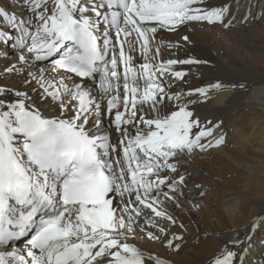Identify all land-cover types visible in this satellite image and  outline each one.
Masks as SVG:
<instances>
[{
	"label": "snow or ice",
	"instance_id": "6c2138e0",
	"mask_svg": "<svg viewBox=\"0 0 264 264\" xmlns=\"http://www.w3.org/2000/svg\"><path fill=\"white\" fill-rule=\"evenodd\" d=\"M235 21L230 0L0 3V264H171L146 246L179 250L208 191L178 157L227 144L197 110L225 84L179 88L212 66L191 37ZM213 235L209 264H264V213Z\"/></svg>",
	"mask_w": 264,
	"mask_h": 264
},
{
	"label": "bare ground",
	"instance_id": "6f19581e",
	"mask_svg": "<svg viewBox=\"0 0 264 264\" xmlns=\"http://www.w3.org/2000/svg\"><path fill=\"white\" fill-rule=\"evenodd\" d=\"M239 1L252 5L253 15L264 9V0H258L259 9L254 8L256 0H230L238 25L234 22L228 30L197 27L191 37L194 46L190 54L209 59L212 66H193L188 85L180 84L179 88L210 84L216 79L225 84L223 89L211 91L197 110L202 118L223 122L227 144L209 155L178 157L181 170L191 174L190 186L201 183L208 191L202 210L184 217L187 232L179 250L146 246L167 256L171 264H209L217 240L223 239L213 233L239 230L253 214L264 213V17L241 22L248 10L245 5L243 11L237 10L242 5ZM0 3L8 4V0ZM161 35L165 41L178 39L175 34ZM161 50L164 59L170 58V50L163 43ZM237 82H245L246 88L229 86ZM238 197L243 198L239 214H228L226 207L234 205ZM205 231L211 239L206 238ZM256 238L259 240V233Z\"/></svg>",
	"mask_w": 264,
	"mask_h": 264
},
{
	"label": "clouds",
	"instance_id": "9594fccd",
	"mask_svg": "<svg viewBox=\"0 0 264 264\" xmlns=\"http://www.w3.org/2000/svg\"><path fill=\"white\" fill-rule=\"evenodd\" d=\"M242 203H243V198L238 197L234 205H230L226 207V212L230 215H238L240 212Z\"/></svg>",
	"mask_w": 264,
	"mask_h": 264
},
{
	"label": "rangeland",
	"instance_id": "374dc122",
	"mask_svg": "<svg viewBox=\"0 0 264 264\" xmlns=\"http://www.w3.org/2000/svg\"><path fill=\"white\" fill-rule=\"evenodd\" d=\"M239 4H242V5L239 6L237 10H241V11H243V10H244V6H243V5H245V9L249 10V8H248L249 4H248V3H247V5H246L245 3H242L241 1H239ZM246 6H247V7H246ZM254 8H255V9H259V8H260V5H259L258 0H256V3H255V5H254ZM236 20H238V19H236ZM235 23H237V25H238V24H239V20H238V21H235Z\"/></svg>",
	"mask_w": 264,
	"mask_h": 264
}]
</instances>
